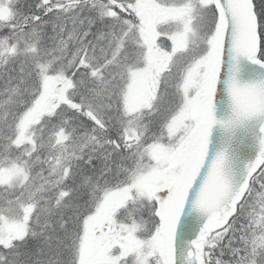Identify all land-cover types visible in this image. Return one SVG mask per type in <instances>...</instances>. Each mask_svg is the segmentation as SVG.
<instances>
[{"label":"snow or ice","instance_id":"obj_1","mask_svg":"<svg viewBox=\"0 0 264 264\" xmlns=\"http://www.w3.org/2000/svg\"><path fill=\"white\" fill-rule=\"evenodd\" d=\"M0 264H264V0H0Z\"/></svg>","mask_w":264,"mask_h":264}]
</instances>
